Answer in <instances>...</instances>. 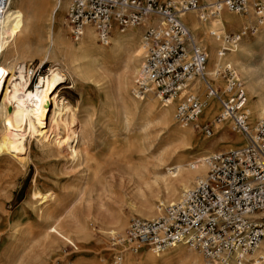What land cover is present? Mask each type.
<instances>
[{
	"label": "bare ground",
	"instance_id": "6f19581e",
	"mask_svg": "<svg viewBox=\"0 0 264 264\" xmlns=\"http://www.w3.org/2000/svg\"><path fill=\"white\" fill-rule=\"evenodd\" d=\"M35 1L10 0L8 10L0 19V160L11 161L24 173L28 164L34 166L27 202L38 221L50 224L49 228L57 227L60 216L67 213L70 222L76 226L78 221L73 209L60 212L64 200L63 196H59V192L66 190L62 195L63 193L72 195V204L91 198L96 191L110 192L111 185L106 177L108 161L103 162L98 158L97 152H93L97 143L95 142L97 130L91 115L81 116L78 108L72 107L58 95L57 91L66 78L57 66L49 68L46 79L41 78L34 89L29 88L33 71H29L20 60L29 51L30 42L20 41V37L26 16L24 10L31 7ZM171 1L172 3H168L176 6L189 0ZM196 1L199 2L201 9H204L214 6L221 0ZM257 3H264V0H247L246 13L239 14L222 7L216 15L204 20H200L199 10L179 14L180 20L190 33L202 39L200 44L207 50L206 73L214 84L224 89V70L233 71L237 77L239 71L241 75L239 80L245 83V87L242 83L243 91L248 98L247 124L251 134H254L260 123L264 124V88L259 85L257 79L252 78L248 64L254 48L264 40V20L256 23L259 26L257 34L249 38L245 33L255 19L251 9L252 5ZM65 6L67 8L65 0H54L51 3L47 33L49 48L45 59L41 60L38 67L45 64L50 55H60L63 62L77 75V79L85 81L88 85H95L98 98L105 102L121 103L122 112L117 113L116 103L112 108L116 112L115 121L121 125L122 130H127L132 125L144 130L151 124L158 123L170 129L171 146L176 144L178 147H188V151H194L189 161L177 157L171 165L162 166L166 162L163 149L158 151L154 162L149 163L145 161L148 148H143L140 152L144 162L129 166L126 172L118 171L121 185L125 182L133 185L135 194L133 204L138 206L135 210L136 215L145 220L159 218L161 209L157 202L161 204L160 197L167 203L177 200L182 192L191 189L192 183L205 176L207 169L205 160L214 150L238 149L247 145V139L233 130L229 119L221 122L213 119L218 109L217 100L208 97L207 94L203 97L205 87L199 78L192 79L189 90L199 100L202 99L203 109L198 122L199 120L212 122L213 134H206L204 138L196 137L191 125L179 124L180 128L174 126L175 123L178 124L173 116L175 100L167 103L157 101V104L151 95L144 99H136L132 95L129 88L133 86L139 72L142 55L141 32L158 25L157 16L147 17L142 28H135L137 26L118 28L113 24L110 28V43L104 46L97 42L92 27H86L78 41L69 40L65 34L67 30ZM39 13L40 11H32L29 16L36 19ZM224 43L232 49L227 50ZM198 46L204 51L199 44ZM126 47L130 50L129 54H120ZM227 51L229 52L226 53ZM225 127H230L235 132L234 136H228ZM138 130L140 132V129ZM103 148L108 150L109 147L103 143ZM109 150L104 157L105 160L112 156ZM39 157L42 160L61 159L70 165L71 170H77V178L68 188L56 190L47 182L34 162ZM162 169H166L165 172ZM52 182L51 180L50 183ZM122 214L110 216L112 218L106 225L108 230L122 232L125 229L127 218ZM28 236H31L29 231L23 240L26 241ZM185 248L182 244H175L162 252L150 249L127 252L120 264H171L173 259L176 260V264H200L203 259L199 257L201 253L197 256L187 252ZM257 258H264V237L252 253L244 256L243 261L248 262ZM225 264L237 263L229 260Z\"/></svg>",
	"mask_w": 264,
	"mask_h": 264
},
{
	"label": "built area",
	"instance_id": "2783aa9c",
	"mask_svg": "<svg viewBox=\"0 0 264 264\" xmlns=\"http://www.w3.org/2000/svg\"><path fill=\"white\" fill-rule=\"evenodd\" d=\"M66 1V27L73 41L81 39L86 27H92L99 44L106 46L113 24L118 28L142 26L147 17L157 16L158 25L148 27L142 35L133 95L139 99L151 95L160 103L175 100V121L210 135V123L200 126L198 122L203 105L189 90L192 79L199 78L207 96L220 106L215 120L229 119L233 130L247 139L244 147L207 157L205 176L182 192L177 201L163 207L161 217L133 218L124 233L112 235V264H119L127 252L143 248L162 252L175 244L200 252L204 264H225L229 260L264 264V258L243 261L264 237V124L251 134L239 78L225 69L224 89L214 84L206 73L205 52L179 18L182 12L199 10L200 20H204L222 7L246 13L247 0H221L204 9L196 0L176 6L160 0ZM9 4L10 0H0V19ZM252 13L256 23L263 21L264 3L252 5Z\"/></svg>",
	"mask_w": 264,
	"mask_h": 264
},
{
	"label": "rangeland",
	"instance_id": "374dc122",
	"mask_svg": "<svg viewBox=\"0 0 264 264\" xmlns=\"http://www.w3.org/2000/svg\"><path fill=\"white\" fill-rule=\"evenodd\" d=\"M53 1L36 0L31 5L33 9L29 6L24 10V15L26 16L24 17V26L20 41H29L30 49L20 62L25 64L29 71H33V78L31 76L32 80L29 84L31 90L35 88V85L41 78L46 79L49 74V68H56L57 66L61 70L66 80L60 86L57 93L72 107L78 108L81 116H85L86 114L91 115V119L95 123L97 130L95 133V142L97 143L93 152H97L98 158L102 159L103 162L108 161L106 177L111 185V190L107 193L104 191H96L92 194L91 198L84 199L75 204H72V195H64L66 190H61L59 196H63L64 202L59 210L64 213L66 209H73L76 212L78 224L76 226L72 224L68 214L65 213L60 216L57 227L51 226L49 228L50 224L47 225L45 222L37 220L36 215L32 212L27 202L30 180L34 174V166L28 164L27 171L24 173L14 166L11 161L0 160V264H112L114 256L112 241L110 239L112 234L124 233L131 219L140 218L135 213L138 206L133 204L135 197L133 185L132 183L128 184L126 182L121 185L118 179V171L126 172L129 166L144 162L143 155L140 152L143 148H148L149 153L147 152L145 161L149 163H153L158 151L163 149L166 162L162 166L171 165L177 157H183L189 161L194 155V151H188V147H178L176 144L171 146L169 137L170 129L158 123L151 124L149 128L144 130H141L142 128L140 127L137 128V125H132L127 130H122L121 125L115 121L114 116L116 112L112 108L113 104L116 103L117 113L122 112L121 103L105 102L103 99L98 98V90L95 88V85H88L85 81L77 79V75L63 62L60 55H50L49 60L40 68L38 67L41 60L45 59L46 52L49 48L47 36L48 21L50 17V6ZM160 1L172 3L171 0ZM65 2L67 3L66 0ZM66 9L65 6L64 17L66 15ZM28 10L31 11L29 12ZM32 11H40L36 19L29 16ZM254 21L255 19L249 24L250 26H248V30L245 32L249 38L257 34L256 31L259 26ZM138 27L142 28L143 25L135 28ZM144 31L141 32L142 35ZM65 34L72 42L68 29L65 30ZM194 38L206 53L207 50L200 44L202 39L197 36H194ZM224 44L227 50L232 49L226 43ZM122 50L120 54H129L130 50L127 47L125 50ZM250 60L248 64L252 78L257 79L259 85L264 88V40L254 48ZM237 73L241 80L239 71ZM242 83L245 87V83L243 81ZM99 84L103 85L102 83ZM132 85L129 90L133 95L134 81ZM204 95L206 93L203 90V97ZM153 99L158 104V100ZM246 99L248 101L247 96ZM219 112L220 107L218 104V109L213 119H216ZM199 123L200 126L210 123L212 127V122L210 121L200 122L199 120ZM174 126L180 128L179 124L175 123ZM138 129H140V132ZM193 133L196 137L204 138L207 136L201 129L196 130L193 128ZM225 133L230 137L235 134L230 127H225ZM103 143L109 147L108 150L110 149L109 151L112 155L107 160L104 157H106L105 155L108 150L106 148L102 149ZM226 151L228 150L216 149L210 156ZM34 162L40 168L47 182L56 190L62 187L68 188L74 182V179L77 178V170H71L70 165L65 164L61 159L49 158L42 160L39 157ZM162 170L165 172L166 169ZM51 180L54 183H50ZM194 185L195 183H192L191 188ZM62 192H64L63 195ZM159 201L161 204L157 202V205L160 206L161 213L159 217H161L163 215V207L170 203L163 202L161 197ZM110 211H113L114 214ZM117 213H123L122 215L127 218V226L122 232L118 230L111 231L106 227L107 222ZM111 215L112 217H110ZM28 231L31 232V236H28L27 240L24 241L23 239H26L25 236ZM184 248L187 252H191L197 256L200 255V252L189 249L187 246H184ZM144 249L147 248H143L139 252ZM199 257L202 258V254ZM174 260L171 261V264L177 263ZM202 263H205L204 258L200 261V264Z\"/></svg>",
	"mask_w": 264,
	"mask_h": 264
},
{
	"label": "crops",
	"instance_id": "0c3cea01",
	"mask_svg": "<svg viewBox=\"0 0 264 264\" xmlns=\"http://www.w3.org/2000/svg\"><path fill=\"white\" fill-rule=\"evenodd\" d=\"M224 153V152H223Z\"/></svg>",
	"mask_w": 264,
	"mask_h": 264
}]
</instances>
